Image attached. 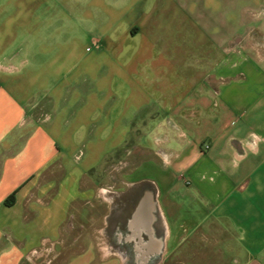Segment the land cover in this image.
I'll list each match as a JSON object with an SVG mask.
<instances>
[{"label": "crops", "instance_id": "crops-1", "mask_svg": "<svg viewBox=\"0 0 264 264\" xmlns=\"http://www.w3.org/2000/svg\"><path fill=\"white\" fill-rule=\"evenodd\" d=\"M261 49L264 0H0V264H264Z\"/></svg>", "mask_w": 264, "mask_h": 264}, {"label": "rangeland", "instance_id": "rangeland-1", "mask_svg": "<svg viewBox=\"0 0 264 264\" xmlns=\"http://www.w3.org/2000/svg\"><path fill=\"white\" fill-rule=\"evenodd\" d=\"M261 52L264 53V49H261ZM131 146H133V145H131ZM146 146L150 147V145H148V144H146ZM146 151H147L146 155H142L140 153V151H137L136 146L134 145L132 147V150L130 151V153L127 154L128 156H125V158L120 159V161L119 160L116 161V163H115V168H116L115 176L111 178L112 180L110 179L111 184H109V185L113 186V190H116L120 193L124 189L125 184H124L123 172H124L126 167H130L133 169L137 165H139L140 162H142L143 160L152 157L153 153L149 152L150 150H146ZM112 181H113V183H112ZM105 186H108V183L105 182ZM123 198L124 197L122 194H118L116 196V202L118 205H121V201L123 200ZM118 236L119 235H100L101 243H104V242L106 243L107 240L113 241V238H115L114 240H118V239H116V238H118ZM143 237L145 238V241H147V242L149 241V238H147L149 236L144 235ZM105 249L106 248H104V250ZM109 253H111V250L105 251V254H109ZM113 253H115V252H113ZM148 258L150 260L149 264H159L158 263L159 258L152 256V255H149ZM167 262H164L163 264H166Z\"/></svg>", "mask_w": 264, "mask_h": 264}, {"label": "flooded vegetation", "instance_id": "flooded-vegetation-1", "mask_svg": "<svg viewBox=\"0 0 264 264\" xmlns=\"http://www.w3.org/2000/svg\"><path fill=\"white\" fill-rule=\"evenodd\" d=\"M142 208H143V207H141V208L139 209L138 214H137V218H138L139 215H141V214L143 213ZM137 218H136V219H137ZM143 226H144L145 229H146V228H148L149 225L145 224V225H143ZM132 228H133L135 231H136V229L138 230V228H139V223H137L136 221L133 222V223H132ZM136 236H137V237H141L139 230L137 231V235H136Z\"/></svg>", "mask_w": 264, "mask_h": 264}]
</instances>
